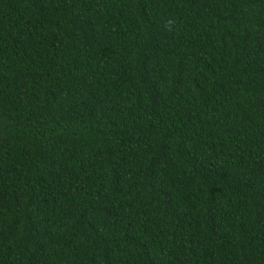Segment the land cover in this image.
<instances>
[{
	"label": "trees",
	"instance_id": "16d2710c",
	"mask_svg": "<svg viewBox=\"0 0 264 264\" xmlns=\"http://www.w3.org/2000/svg\"><path fill=\"white\" fill-rule=\"evenodd\" d=\"M0 264H264V0H0Z\"/></svg>",
	"mask_w": 264,
	"mask_h": 264
}]
</instances>
